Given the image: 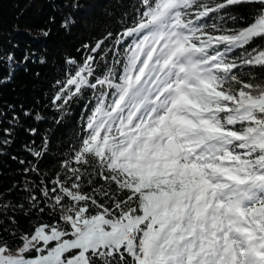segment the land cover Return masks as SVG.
I'll return each instance as SVG.
<instances>
[{
  "label": "trees",
  "instance_id": "trees-1",
  "mask_svg": "<svg viewBox=\"0 0 264 264\" xmlns=\"http://www.w3.org/2000/svg\"><path fill=\"white\" fill-rule=\"evenodd\" d=\"M163 7L181 42L195 143L230 172L226 200L264 211V32L252 29L264 0H0V244L19 248L41 225L72 236L77 216L138 217L150 199L180 193L87 148ZM87 254L136 264L125 247Z\"/></svg>",
  "mask_w": 264,
  "mask_h": 264
},
{
  "label": "rangeland",
  "instance_id": "rangeland-1",
  "mask_svg": "<svg viewBox=\"0 0 264 264\" xmlns=\"http://www.w3.org/2000/svg\"><path fill=\"white\" fill-rule=\"evenodd\" d=\"M164 9L147 23L152 28L116 85L114 110L98 113L87 148L106 152L140 179L164 176L180 193L150 199L138 217L77 216L83 226L75 227L74 237L41 225L19 248L0 244V264H89L88 251L121 247L136 264H264V211H246L235 199L226 200L232 191L219 184L230 172L195 143L181 42L176 28L162 23ZM252 29L264 32V15ZM168 138L180 147L177 159L165 146ZM127 231H140L141 241L137 232ZM141 246L144 258L139 257ZM34 248L36 255H27Z\"/></svg>",
  "mask_w": 264,
  "mask_h": 264
},
{
  "label": "water",
  "instance_id": "water-1",
  "mask_svg": "<svg viewBox=\"0 0 264 264\" xmlns=\"http://www.w3.org/2000/svg\"><path fill=\"white\" fill-rule=\"evenodd\" d=\"M165 146L174 158L177 159L180 157V147L172 138H168L165 141Z\"/></svg>",
  "mask_w": 264,
  "mask_h": 264
},
{
  "label": "built area",
  "instance_id": "built-area-1",
  "mask_svg": "<svg viewBox=\"0 0 264 264\" xmlns=\"http://www.w3.org/2000/svg\"><path fill=\"white\" fill-rule=\"evenodd\" d=\"M72 220H73V224H74L73 229H76L75 227L83 226V224H81V221L78 220L77 218L72 219ZM143 257H144V253H143V248L141 246L140 258H143Z\"/></svg>",
  "mask_w": 264,
  "mask_h": 264
},
{
  "label": "bare ground",
  "instance_id": "bare-ground-1",
  "mask_svg": "<svg viewBox=\"0 0 264 264\" xmlns=\"http://www.w3.org/2000/svg\"><path fill=\"white\" fill-rule=\"evenodd\" d=\"M66 214V213H65ZM73 236H77L78 235V230H74V234L72 233ZM139 252H141V250H139ZM140 257V256H139Z\"/></svg>",
  "mask_w": 264,
  "mask_h": 264
}]
</instances>
